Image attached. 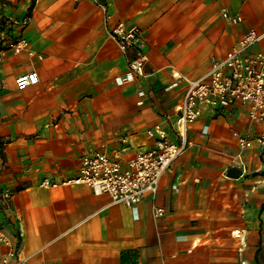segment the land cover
<instances>
[{
	"label": "crops",
	"instance_id": "0c3cea01",
	"mask_svg": "<svg viewBox=\"0 0 264 264\" xmlns=\"http://www.w3.org/2000/svg\"><path fill=\"white\" fill-rule=\"evenodd\" d=\"M12 1L23 18L32 0ZM119 23L142 31L144 77H126ZM9 25L35 52H0V223L19 232L23 264H264V122L243 108L206 109L192 124V145L162 179L159 219L151 197L134 209L85 184H40L72 179L90 151L125 156L122 137L135 151L154 144L147 131L159 123L172 134L184 78L262 27L264 0H37L25 27ZM258 51L264 41L248 53ZM33 70L39 82L18 89ZM235 131L253 139L246 169Z\"/></svg>",
	"mask_w": 264,
	"mask_h": 264
},
{
	"label": "built area",
	"instance_id": "2783aa9c",
	"mask_svg": "<svg viewBox=\"0 0 264 264\" xmlns=\"http://www.w3.org/2000/svg\"><path fill=\"white\" fill-rule=\"evenodd\" d=\"M228 18L234 23L243 20L241 15H228ZM29 19L24 16L12 21L25 27ZM9 23L12 24L8 21V26ZM111 35L127 56L129 71L126 77H144L149 56L145 51V40L140 27L127 28L124 23H119L112 28ZM0 41L16 53L35 54L29 39L23 35L14 39L7 30H3ZM262 41L264 25L252 27L223 57L212 62L206 74L198 79L184 78L187 88L182 101L176 107L179 114L172 125V134L159 123L147 131L154 144L135 151H132L129 139L122 137L123 147L118 152L122 151L125 156L121 153L112 155L100 150L90 151L81 157L75 177L62 183L45 178L40 183L41 186L56 188L70 182L85 184L97 195H110L112 203H124L134 209L143 199L151 197L154 218L165 216L166 208L157 203L162 179L172 164L192 145L190 128L204 110L209 109L215 115H222L240 107L245 109L252 122H264V51L248 53L250 48ZM175 75L177 78L181 77L178 73ZM39 80L36 70L22 73L16 78L17 88L27 89ZM234 135L239 143L236 161L246 169L244 154L252 146L253 139L239 131H235ZM258 141L264 146L263 137H259ZM16 237L9 227L0 223V264H23L27 260L19 250Z\"/></svg>",
	"mask_w": 264,
	"mask_h": 264
},
{
	"label": "rangeland",
	"instance_id": "374dc122",
	"mask_svg": "<svg viewBox=\"0 0 264 264\" xmlns=\"http://www.w3.org/2000/svg\"><path fill=\"white\" fill-rule=\"evenodd\" d=\"M18 7L17 3L15 4L12 0H0V21H3V19H8V21H11L12 24L14 22L12 19H9V17H13L14 19H19V15H14L15 9ZM11 9V13L8 12V10ZM14 11V12H13ZM12 29V28H11Z\"/></svg>",
	"mask_w": 264,
	"mask_h": 264
},
{
	"label": "trees",
	"instance_id": "16d2710c",
	"mask_svg": "<svg viewBox=\"0 0 264 264\" xmlns=\"http://www.w3.org/2000/svg\"><path fill=\"white\" fill-rule=\"evenodd\" d=\"M36 1H37V0H32V4H31V6L29 7V11H28V13L25 15L26 17H29V18H30L31 14H32V10H33V8H34V6H35V4H36ZM3 30H7L8 33H9L14 39H16V36H15V35L13 34V32H12L13 29H11V27L8 26V19H6V18L3 19V21H0V33H1ZM5 48H6V46H4V45L2 44V42L0 41V52H1L2 50H4ZM3 156H4V154H3ZM10 225H11L12 228H14L12 224H10ZM14 232H15V234H16L17 236H20L19 232H18L16 229H14Z\"/></svg>",
	"mask_w": 264,
	"mask_h": 264
}]
</instances>
